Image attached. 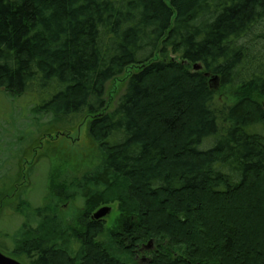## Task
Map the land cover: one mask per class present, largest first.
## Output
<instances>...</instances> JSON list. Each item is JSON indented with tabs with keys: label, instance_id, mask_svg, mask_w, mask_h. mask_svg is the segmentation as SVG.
I'll return each instance as SVG.
<instances>
[{
	"label": "trees",
	"instance_id": "16d2710c",
	"mask_svg": "<svg viewBox=\"0 0 264 264\" xmlns=\"http://www.w3.org/2000/svg\"><path fill=\"white\" fill-rule=\"evenodd\" d=\"M263 18L264 0H0V93L29 126L83 117L100 155L43 206L21 203L14 248L0 250L136 264L152 239L149 264H264ZM129 66L103 112L106 83ZM221 87L232 103L217 102ZM63 199L82 205L74 225ZM112 199L122 216L104 231L91 216Z\"/></svg>",
	"mask_w": 264,
	"mask_h": 264
},
{
	"label": "rangeland",
	"instance_id": "374dc122",
	"mask_svg": "<svg viewBox=\"0 0 264 264\" xmlns=\"http://www.w3.org/2000/svg\"><path fill=\"white\" fill-rule=\"evenodd\" d=\"M263 28L264 18L252 26V32L260 34ZM159 59V55L155 54L152 60ZM137 70V66L126 67L122 74L106 83L103 112L114 109L129 75ZM216 100L219 103H232L233 90L219 88ZM13 103L19 108H11ZM22 105L0 93V246L8 252L14 248L9 238L23 220L19 215L20 204H27L30 210H36L46 204L51 195H57L61 186L77 180L100 160L97 148L87 134L86 119L75 117L66 126H29ZM47 120L48 117L44 116L38 124ZM104 205L111 207L110 212L102 218L104 231L117 229L122 216L118 202L112 199ZM81 206L79 202L63 199L59 204V213L64 222L74 225L82 213ZM147 242L140 244L139 249ZM127 243L125 240L124 245ZM143 249L140 252L145 251L146 254H138L136 264H146L144 260L151 255L152 251H147L150 249ZM115 253L121 255V251ZM19 259L25 263L23 256ZM141 259L143 262H140Z\"/></svg>",
	"mask_w": 264,
	"mask_h": 264
},
{
	"label": "water",
	"instance_id": "95a60500",
	"mask_svg": "<svg viewBox=\"0 0 264 264\" xmlns=\"http://www.w3.org/2000/svg\"><path fill=\"white\" fill-rule=\"evenodd\" d=\"M201 69V65L196 63L193 65V70H199ZM217 82V78L216 77H213L210 79V83L215 85V83ZM111 210V207L110 206H107V205H104V206H101L99 207L91 216L92 219H102L104 218ZM153 243V240H149L147 242V244L143 245L142 247L145 248V249H150L151 248V245ZM0 264H23L21 263L19 260L3 253L1 250H0Z\"/></svg>",
	"mask_w": 264,
	"mask_h": 264
},
{
	"label": "flooded vegetation",
	"instance_id": "af4514ba",
	"mask_svg": "<svg viewBox=\"0 0 264 264\" xmlns=\"http://www.w3.org/2000/svg\"><path fill=\"white\" fill-rule=\"evenodd\" d=\"M135 249H136V250H139V247H138V248H135ZM153 249H154V247H151V249H150V250H147V251L151 252ZM143 250H145V249H143ZM147 251H146V252H147ZM138 254H142V255H144V254H146V253H145V251L140 252V250H139V253H138V252L135 253V256H134V257L136 258ZM149 254H150V253H149ZM150 261H151V255H149V256L147 257V259L144 260V262H146V264H149ZM140 262H143L142 259L140 260Z\"/></svg>",
	"mask_w": 264,
	"mask_h": 264
}]
</instances>
